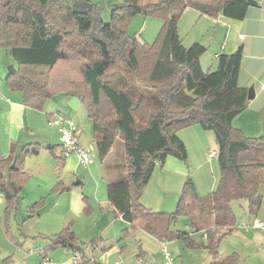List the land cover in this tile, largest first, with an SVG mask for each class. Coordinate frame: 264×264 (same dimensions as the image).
Segmentation results:
<instances>
[{
    "label": "trees",
    "instance_id": "trees-1",
    "mask_svg": "<svg viewBox=\"0 0 264 264\" xmlns=\"http://www.w3.org/2000/svg\"><path fill=\"white\" fill-rule=\"evenodd\" d=\"M187 7L200 14H222L242 19L247 0H119L108 21H101L90 6L83 13L66 0H0V47H5L15 65L10 76L21 100L41 109L57 91L77 97L92 121L97 154L103 161L117 137L121 139L125 172L106 184L113 209L133 226L148 224L159 240H182L187 248L203 247L208 264H233L236 254H222L218 245L232 232V199H242L256 213L264 185V134L245 135L232 120L249 98L247 87L238 84L241 46L216 54V67L204 70L200 57L206 47L195 41L185 46L177 21ZM158 16L163 23L152 42L130 36L126 21L134 13ZM77 36L74 43L67 36ZM148 60V65H145ZM66 68L57 80L48 78L59 63ZM77 70L78 77H74ZM52 114V113H50ZM198 124L212 130L216 159L222 176L231 173L240 191L227 189L220 181L213 195H199L190 178L183 183L172 212L152 210L140 202V194L155 165L167 156L185 160L187 149L178 130ZM38 146H13L0 153V193L13 209L28 173L25 155ZM104 168L108 164L104 161ZM106 171V170H105ZM37 201L28 209L35 212ZM179 217L190 230L174 228ZM226 226V228H224ZM201 232L202 239L192 237ZM68 248L82 260L83 248L69 225L46 236L43 250Z\"/></svg>",
    "mask_w": 264,
    "mask_h": 264
},
{
    "label": "crops",
    "instance_id": "crops-1",
    "mask_svg": "<svg viewBox=\"0 0 264 264\" xmlns=\"http://www.w3.org/2000/svg\"><path fill=\"white\" fill-rule=\"evenodd\" d=\"M255 1V4H248L246 14L242 19H232L221 13L214 17L199 13L200 16L205 18L206 22L209 23L207 35L210 40L212 39L211 43H213L211 46L212 57L216 58V54L220 52H232L238 46H241L242 58L237 81L239 85L247 87V89L252 87L253 96L249 98L245 109L233 118L232 123L248 136L264 134L254 135L257 133L255 132L257 129L264 131V125L260 124L261 126H259V117L255 118V115H264V0ZM1 48L2 47H0V50ZM1 64L2 59L0 51V143L3 147H7L8 150L10 146H13L15 153H17V150H20L25 144L40 145L42 141H46L48 138L42 137L43 132H40L41 127H45L44 118L46 115L48 117L50 113L60 110H54L50 106H48V108L42 106L41 109L36 110V108L23 103L20 91L14 88L10 76L12 70H8V73L4 75L5 73L2 72ZM11 65L14 68L15 64ZM11 65L9 69H11ZM213 65L212 63L211 66ZM79 132L78 128V144L85 148L84 144L79 140ZM185 132L186 131L180 133V136L183 137ZM195 138L200 153L203 152L204 157L207 155V158H211L209 155L210 152L212 150L216 151V149L213 148L209 152H206L207 150L203 151V138L199 135ZM58 141L60 149L58 153H60V155L57 156L61 157V167L57 169V165L53 168L54 172L52 171V173L61 175L62 169L64 168L66 173L68 172L69 175L74 173L79 178L73 182L74 186H70L67 181L61 178H58L57 182H54L55 178L52 176L51 178L44 176L51 175V169L37 168L32 170L27 167L24 168L28 173V178L18 193L17 200L12 207L13 209L6 210L7 202L3 201L6 212L4 216V224L6 225L5 233L9 241L15 243L18 237L23 238V240L19 239L18 249L11 250L10 248L9 251H0L1 256L2 253H4L0 264H42L41 261L44 255L49 257L51 264H101V262L95 258L94 253L96 250L99 248L101 250H109L117 246L119 247V253L123 255L124 247H127L129 243L128 240L132 238L136 240V242H133V246H137L136 249L133 251L131 250L132 253H134L133 255L147 256L148 248L144 245L145 240L154 242L156 247H161V249L164 245L167 251L168 248L165 243L167 241L157 239V237L150 232L148 224L144 226H133L113 209L107 197L106 184L108 181L114 180L120 175L111 176L108 174L105 179H102L100 184L93 186V189H88L84 182L85 178L76 171L78 166L77 161L81 163L78 157L75 153L63 154L60 147V136ZM48 147L52 148L50 145ZM52 153L56 156L54 152ZM204 160H206V158H204ZM41 161L45 163L44 160ZM74 161L75 164H72L71 162ZM171 166H175L179 170L182 168L184 169L182 163L179 162L176 157L167 156L162 166H160L162 167L160 171L164 172L163 170H165L166 167L169 169ZM34 172H37L43 179L39 180L34 186H28L26 182H30L29 180L34 175ZM220 181H223V187H225V189L231 185L233 186V190H235L237 194L239 193V185L236 178L231 173H226L224 176H222L221 173L219 183ZM19 199L24 202V212L22 215L24 216L23 221L26 220V224H17V228L20 232L18 235H15L12 231L10 219H15V209L17 204L21 203ZM37 201H41L42 204L35 212H31L28 207ZM144 201H148V199L145 198ZM229 204L231 206V203ZM143 205L145 206L146 204ZM148 206L149 205H146V207ZM11 212V216H7ZM232 217L228 226L232 225L233 230L222 238L219 243L223 252L226 251V254L236 252L238 258L248 261V264H264V245L262 244L263 232L260 229L253 228L249 230L235 229L234 225L238 220L235 219L234 213H232ZM33 222H35L36 225H34ZM184 224V230H190V227L186 223ZM66 225L70 226L83 248L84 254L82 260L78 262L75 261L74 254L68 248L56 247L47 249L46 251L43 250L46 236L58 232ZM224 228H226V226H224ZM194 234H199V232H192V237H194ZM28 237H30L31 240L33 239L32 245H34L35 253H28L29 249L32 247L31 244L29 245L24 242L25 240H29L27 239ZM15 238L17 240H15ZM202 238L203 237H201V239ZM169 255L171 254L169 253L168 256ZM141 258L142 257L137 258V261L139 262ZM164 260V264L173 262L171 257L170 260H166L165 258ZM208 260H210V256ZM157 261L158 260L155 259L154 263H150L146 260L145 264H157Z\"/></svg>",
    "mask_w": 264,
    "mask_h": 264
},
{
    "label": "rangeland",
    "instance_id": "rangeland-1",
    "mask_svg": "<svg viewBox=\"0 0 264 264\" xmlns=\"http://www.w3.org/2000/svg\"><path fill=\"white\" fill-rule=\"evenodd\" d=\"M66 1L70 2L71 4L77 1H87L90 6L94 7L96 14L101 21L109 20L113 5L119 2V0ZM162 23L163 20L158 16L144 15L137 12L131 15L130 18H128L125 24V28L130 36H135L138 40L149 43L155 39ZM177 25L179 36L185 46H189L193 42L198 41L206 47L205 52L200 57L202 68L204 70L215 69L216 58L212 57L211 46L213 45V43H211L212 39L210 40L209 36L207 35L209 23L206 22L205 18H202L196 9L187 7L179 16ZM75 39H77V36L72 37L69 35L66 37V41L71 44L74 43ZM0 51L2 59L1 69L2 72L5 73L4 75H6L8 73L9 66L11 64H15V62L7 48L2 47ZM148 63V60H146L145 65H148ZM212 63L214 64L213 66H211ZM65 68L66 64L64 62L59 63L56 68L50 72L51 76H49L48 78H52L58 81L57 75L60 74L58 72H62ZM78 74L79 73L77 72V70H74L75 78L78 77ZM43 106L45 108H48V106H50L54 110H60L61 112L58 111L60 113L65 112L64 114H66L71 119L73 118L74 122L77 124L80 131L79 140L84 144L88 154L91 157V160L85 164L79 163L77 161L78 166L76 171H78L85 178L84 182L86 183L88 189H93V186L100 184V182H102V179H105L108 174L111 176L122 175L125 172V158L123 154L121 139L119 137L115 139L111 151L102 161L97 154V148L93 138L92 121L87 115L84 104L77 97L56 90L54 94H52L44 101ZM256 117H259V126H261L260 124L264 125V115H255V118ZM44 123L45 127H41L40 132H43L42 137L48 139H46V141H42L40 145H37L38 151L36 153L25 155L23 160V167L31 168L32 170H35L37 168L51 169L50 173H52L53 168H55L57 165V169L61 167V157L57 156L60 155V153H58L60 150L58 146L60 132L58 131L56 126L49 125L47 123V115L44 118ZM183 131L186 132L185 135L181 137L180 133H183ZM255 132L257 133H255L254 135L264 133V131H261V129H257V131ZM177 133L185 143L187 149V157L185 160L176 157V159H178V161L182 163L184 169L182 168L179 170L177 169V167L171 166L169 169L166 167V169L163 170L164 172H161L160 169L162 167L160 166H162L163 163L161 165H155L150 179L144 185L142 189L143 192L141 191L142 194L140 196V201L143 204L149 205L148 207L152 210L163 212L174 211L176 209L182 185L187 180V178H190L193 181L195 189L199 195H207L209 193H212L214 195L219 185L221 170L218 166L216 156L213 155L211 156V158H207V155H205L204 157L203 152L200 153V150H198V144L196 143L195 138L197 135L201 136L203 138V144L201 142L202 149L203 151L207 150L206 152H209L213 148L216 149L214 132L210 129L203 130L198 124H196V126L191 125L183 127L179 129ZM49 145L52 146V148H49ZM0 148L1 155L5 156L8 152L7 147H3L0 143ZM19 151L20 150L18 149L17 152ZM52 152H54L57 157L54 156ZM204 158H206V160H204ZM41 160H44L45 163H43ZM104 161L108 164V169L104 168ZM71 163L75 164V161ZM62 170L63 171L61 175L52 173L51 175L44 176H47L49 178H51L52 176L53 178H55L54 182H57V179L61 178L62 180L67 181L70 186H74L73 182L76 181L79 177L74 173L71 174L72 176L69 175L68 172H65L66 170L64 168ZM41 179L43 178L39 176L37 172H34V175L29 180L30 182H26V184H28V186H34ZM70 182L73 184H71ZM259 192L262 194V199L255 214L251 213L248 210L247 204L244 200L233 199L230 201L235 219H237L238 221H248L249 219L257 215L258 217H256L264 222L263 184L259 186ZM145 198H147L148 201H144ZM3 201H5L4 196L0 193V251L5 252L9 251L10 248L11 250H15L18 247L19 239L23 240V238L18 237V240L15 238V240H17V243L9 241V238L5 233L6 225L4 224V216L6 212ZM19 201L21 203L17 204V207L15 209V219H10L12 231L15 235H18L20 232L17 228V224H26V220L23 221L24 216L22 215L24 212V202H22L21 199H19ZM12 212L7 216H11ZM184 223L185 219L183 217H179L173 227L178 229H185ZM33 224L36 225L35 222H33ZM201 237V232H199V234H194L193 238L201 239ZM27 239L29 240H25L24 242L32 245L33 239L31 240L30 237H28ZM128 241L129 243L127 247H124L123 255L119 253V247L117 246H114L109 250H101L99 248L94 253L96 260L100 261L101 264H145L146 260H148L150 263H154L155 259H157V264H164L165 260L164 255L161 252V247H156V244L154 242L150 240L144 241V245L148 248V254L146 257H144L133 255L134 253H132V251L137 248V246H133V242H136V240L132 238ZM166 241L167 242L165 243L167 245L166 247L168 248V254L170 253L171 255L169 256L173 259V262H171L172 264H208L210 255L205 248H187L182 240L178 238H173ZM218 251L222 254L226 252H223L222 247H220L219 245ZM28 253H35L34 245H32ZM230 253L236 254V258L233 264L249 263L244 259H239L236 252ZM3 254L4 253H2V256L0 254V262L2 260ZM140 257L142 258L138 262L137 258Z\"/></svg>",
    "mask_w": 264,
    "mask_h": 264
},
{
    "label": "built area",
    "instance_id": "built-area-1",
    "mask_svg": "<svg viewBox=\"0 0 264 264\" xmlns=\"http://www.w3.org/2000/svg\"><path fill=\"white\" fill-rule=\"evenodd\" d=\"M47 123L49 125L57 126L60 131V147L62 152L67 155L69 153H75L81 163H88L91 160L87 150L80 146L77 141L78 127L75 122L64 113L54 112L47 117ZM215 151L210 152V156L215 155ZM235 229L249 230L260 229L263 232L262 244L264 245V222L253 217L250 220H240L234 225ZM162 254L166 260H170L168 252L163 245ZM75 261H78V255L74 254ZM49 257L44 255L42 258V264H51Z\"/></svg>",
    "mask_w": 264,
    "mask_h": 264
},
{
    "label": "water",
    "instance_id": "water-1",
    "mask_svg": "<svg viewBox=\"0 0 264 264\" xmlns=\"http://www.w3.org/2000/svg\"><path fill=\"white\" fill-rule=\"evenodd\" d=\"M247 3L248 4H255L256 1L255 0H247ZM89 8H90V4L87 1H77V2H74L71 4L72 11H74L76 13H83ZM12 69H13V67L11 65V69H9V71ZM252 96H253V89H252V87H250V88H248L247 97L252 98Z\"/></svg>",
    "mask_w": 264,
    "mask_h": 264
}]
</instances>
